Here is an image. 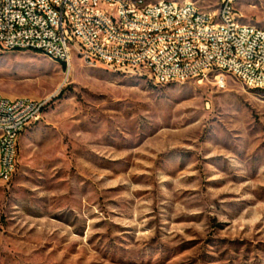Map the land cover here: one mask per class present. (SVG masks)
I'll return each instance as SVG.
<instances>
[{
	"label": "rangeland",
	"instance_id": "374dc122",
	"mask_svg": "<svg viewBox=\"0 0 264 264\" xmlns=\"http://www.w3.org/2000/svg\"><path fill=\"white\" fill-rule=\"evenodd\" d=\"M0 94L48 100L0 180V264H264V90L0 49Z\"/></svg>",
	"mask_w": 264,
	"mask_h": 264
},
{
	"label": "built area",
	"instance_id": "2783aa9c",
	"mask_svg": "<svg viewBox=\"0 0 264 264\" xmlns=\"http://www.w3.org/2000/svg\"><path fill=\"white\" fill-rule=\"evenodd\" d=\"M237 0L213 12L161 0H0V49L39 52L70 69L90 66L147 77L154 85L230 77L264 90V28L240 22ZM47 99L0 94V180L16 169L21 134Z\"/></svg>",
	"mask_w": 264,
	"mask_h": 264
},
{
	"label": "trees",
	"instance_id": "16d2710c",
	"mask_svg": "<svg viewBox=\"0 0 264 264\" xmlns=\"http://www.w3.org/2000/svg\"><path fill=\"white\" fill-rule=\"evenodd\" d=\"M60 63L64 66V64L62 62H60Z\"/></svg>",
	"mask_w": 264,
	"mask_h": 264
}]
</instances>
